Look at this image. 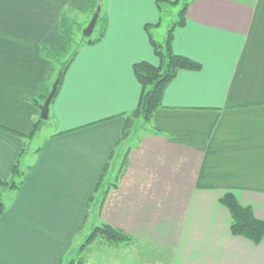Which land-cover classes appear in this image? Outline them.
<instances>
[{
    "label": "crops",
    "instance_id": "0c3cea01",
    "mask_svg": "<svg viewBox=\"0 0 264 264\" xmlns=\"http://www.w3.org/2000/svg\"><path fill=\"white\" fill-rule=\"evenodd\" d=\"M157 1L104 2L105 37L80 48L51 105V131L31 150L43 129L31 141L18 134L41 118L32 100L54 68L42 45L60 53L63 14L93 9L91 0H0V128L17 132L0 129V178L25 147L22 164L33 168L19 193L3 194L0 264L69 261L82 233L104 224L134 241L94 244L101 264H264V242L233 235L220 202L233 192L264 221V0L194 2L173 50L202 69L179 71L150 130L115 149L141 97L134 65L160 64L146 30L161 20Z\"/></svg>",
    "mask_w": 264,
    "mask_h": 264
},
{
    "label": "trees",
    "instance_id": "16d2710c",
    "mask_svg": "<svg viewBox=\"0 0 264 264\" xmlns=\"http://www.w3.org/2000/svg\"><path fill=\"white\" fill-rule=\"evenodd\" d=\"M106 0H91V8L93 11H97L98 6L102 7L99 20L97 22L94 34L87 38L83 35V39L78 43L79 47L76 52L70 54V47L74 42V30H73V20L63 14L61 32L65 36V44L61 49L60 53L52 52L47 44L42 45V55L49 61H51L54 65V68L51 71L49 76V84H47L41 95L38 98L32 100V103L41 109L42 105L46 101L52 86H53V76L57 74V69L60 68V73L57 74V77H60V84L58 87V92L53 100L57 98L61 86L64 82L65 75L67 74L68 69L73 64L79 50L82 46H94L100 43L106 34V30L108 27V14L103 10V4ZM197 1L204 0H158L157 5L160 12L161 20L160 22L152 27V25L146 26V30L149 34V39L151 45L155 51V54L160 60V64L158 66H154L148 62H139L134 65L133 70L135 77L139 81L142 92L140 101L135 110L132 112L124 114L125 124L121 135L117 141L115 149L118 145H120L123 141L129 139L135 129H144L142 131H149V126L152 123L153 117L155 113L163 108V98L165 95V91L167 87L174 81L177 77V74L181 70H190V71H200L202 69V65L190 58L175 54L173 50V38H174V30L178 27L184 26L186 22V15L190 8V6ZM162 2L169 5H177L182 4L181 11L179 13V21L174 24V26L169 30L167 37L164 42H159L155 39L154 32L152 33V29L159 27L163 20L164 6ZM67 19H66V18ZM63 56H67V60H62ZM52 82V83H51ZM50 119V116H49ZM48 119V120H49ZM47 120V121H48ZM47 121L42 120L41 118L35 121L34 128L31 134L21 135L25 139L33 140L37 133H39ZM1 130L11 132L17 135V132H12L7 128H0ZM138 133V132H137ZM30 149L25 147L22 149L20 158L17 164L14 166L11 174V178L9 180H2L0 178V218L6 213L8 206L3 200V194L6 191H13L15 193H19L23 188L25 181L27 179L28 173L32 172L33 168L26 170L24 165L22 164V158L24 155L29 152ZM41 149L37 150L36 153H40ZM114 151L112 152L109 162L106 165V168L103 172V175L98 183L100 185L104 176L106 175L109 167L110 161L113 158ZM128 155V154H127ZM35 168V167H34ZM97 185V190H98ZM221 204L224 205L231 214V233L235 236L244 237L249 241L259 244L264 242V221L257 218L254 210L251 206H244L239 201L238 197L233 192L226 193L220 200ZM97 239L102 242H106L108 245H124L133 242V238L126 234L124 231H121L118 228L113 227L112 225L104 224L96 227L91 235L87 238L86 242L80 247L76 258L71 259L67 262V264H88L84 254V251L93 243L97 241ZM66 258L62 259L59 264H63Z\"/></svg>",
    "mask_w": 264,
    "mask_h": 264
},
{
    "label": "rangeland",
    "instance_id": "374dc122",
    "mask_svg": "<svg viewBox=\"0 0 264 264\" xmlns=\"http://www.w3.org/2000/svg\"><path fill=\"white\" fill-rule=\"evenodd\" d=\"M162 5L164 6V13H163V20H162V23L161 25L159 26V30L157 31V29H153L152 30V33L154 32V36H155V39L159 42H164L166 37H167V34L169 32V30L174 26V24L176 22L179 21V13L181 11V8H182V4H177V5H169V4H165L162 2ZM92 14H94V11L92 12ZM86 15L84 16V18H80L79 15H75L73 16V19L74 20H77L79 23H80V27L78 26V33L77 35L74 36V43H72L71 47H70V54L74 53L77 51L79 45L78 43L80 42V40L83 39V31L84 29L87 27V25L89 24L88 22L91 20L92 16L93 15ZM89 17V18H88ZM88 18V19H87ZM73 30H75V26H73ZM97 33L94 34V36L96 35ZM62 60H67V56H63ZM56 81V75L53 76V83ZM52 83V82H51ZM47 126V125H46ZM144 130V129H142ZM141 129H135L134 132H133V135L129 138L130 140H128V142L126 143V145L124 147H122V149H128L130 146H131V142H132V137L134 135H138L139 133L143 132ZM51 131V129L47 126V127H44L43 128V133L39 135L38 139L36 140V142L31 145V150L33 149H36L34 148L33 146L35 145H39L40 142H41V138L45 137L49 132ZM138 132V133H137ZM136 138H138V136H136ZM125 140V141H127ZM125 141H123L122 143H124ZM121 143V144H122ZM97 227V226H96ZM95 227V228H96ZM94 228V229H95ZM86 232H83L82 235L79 237V239L81 240H85L84 243L86 242L87 238L89 237V235H87L86 237ZM91 235V234H90ZM101 240L97 239V241L93 244H91L85 251H84V256L87 260V262L89 261L90 264H101L102 260L101 259H97L98 256L95 257V248L92 247L94 244H99ZM83 243V244H84ZM106 243V242H104ZM79 243H75L73 245V247H78ZM109 246V245H108ZM73 252V251H72ZM72 254V253H71ZM70 258V253L68 254L67 256V259H66V262L65 264H67V261L68 259ZM127 259H129V256H127ZM92 260V262H91ZM88 262V263H89Z\"/></svg>",
    "mask_w": 264,
    "mask_h": 264
},
{
    "label": "water",
    "instance_id": "95a60500",
    "mask_svg": "<svg viewBox=\"0 0 264 264\" xmlns=\"http://www.w3.org/2000/svg\"><path fill=\"white\" fill-rule=\"evenodd\" d=\"M102 7L98 6L97 11L94 12L91 20L89 21V24L87 25V27L84 29L83 31V35L87 38L91 37L94 34L97 22L99 20L100 17V13H101ZM60 77H58L56 79V81L54 82L52 89L46 99V101L44 102V104L41 107V119L47 121L49 119L50 116V108L51 105L53 103V100L58 92V87L60 84Z\"/></svg>",
    "mask_w": 264,
    "mask_h": 264
}]
</instances>
